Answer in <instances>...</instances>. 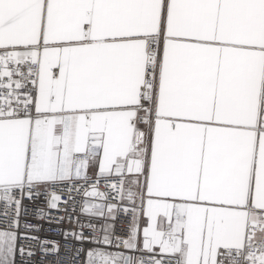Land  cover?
I'll return each mask as SVG.
<instances>
[{
    "label": "snow or ice",
    "instance_id": "6c2138e0",
    "mask_svg": "<svg viewBox=\"0 0 264 264\" xmlns=\"http://www.w3.org/2000/svg\"><path fill=\"white\" fill-rule=\"evenodd\" d=\"M0 264H264V0H0Z\"/></svg>",
    "mask_w": 264,
    "mask_h": 264
},
{
    "label": "built area",
    "instance_id": "2783aa9c",
    "mask_svg": "<svg viewBox=\"0 0 264 264\" xmlns=\"http://www.w3.org/2000/svg\"><path fill=\"white\" fill-rule=\"evenodd\" d=\"M65 227L67 228L68 225H65ZM44 235H46L48 239L60 240L61 243H63V239L62 237H60L59 232L57 231L55 225H53L51 228H47L46 225V232L44 233Z\"/></svg>",
    "mask_w": 264,
    "mask_h": 264
}]
</instances>
